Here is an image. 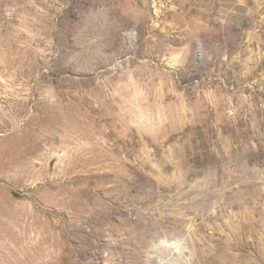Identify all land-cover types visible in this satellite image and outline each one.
<instances>
[{"label":"rangeland","instance_id":"374dc122","mask_svg":"<svg viewBox=\"0 0 264 264\" xmlns=\"http://www.w3.org/2000/svg\"><path fill=\"white\" fill-rule=\"evenodd\" d=\"M0 264H264V0H0Z\"/></svg>","mask_w":264,"mask_h":264}]
</instances>
